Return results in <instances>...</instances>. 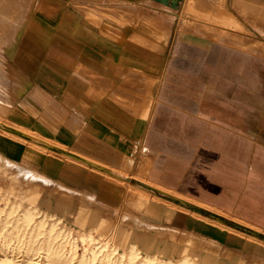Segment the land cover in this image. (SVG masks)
Returning a JSON list of instances; mask_svg holds the SVG:
<instances>
[{
	"label": "rangeland",
	"instance_id": "374dc122",
	"mask_svg": "<svg viewBox=\"0 0 264 264\" xmlns=\"http://www.w3.org/2000/svg\"><path fill=\"white\" fill-rule=\"evenodd\" d=\"M33 5L15 50L0 45V86L14 94L23 89L3 65L41 70L43 80L59 83L60 69H70L69 90L50 92L64 105L74 94L70 112L81 120L63 117L76 135L58 130L70 139L61 144L26 125L17 108L24 97L13 109L1 89L0 120L88 160L69 161L73 170L53 178L0 154V261L264 264V0H182L177 9L158 0ZM223 6L230 23L215 17ZM229 34L234 40H221ZM215 44L240 54L243 65L218 70L217 59L208 66ZM81 98L89 108L77 107ZM97 109L111 112L106 118ZM121 112L133 117V130ZM44 117L38 115L48 128ZM44 142L36 143L56 160L67 161L63 153L79 158ZM114 172L126 178L109 176ZM107 241L96 259L80 257ZM61 246L63 255L47 254ZM110 249L111 260L102 255Z\"/></svg>",
	"mask_w": 264,
	"mask_h": 264
},
{
	"label": "crops",
	"instance_id": "0c3cea01",
	"mask_svg": "<svg viewBox=\"0 0 264 264\" xmlns=\"http://www.w3.org/2000/svg\"><path fill=\"white\" fill-rule=\"evenodd\" d=\"M132 1H138V0H132ZM201 25L202 24L196 25V28H200V32H202ZM205 26L214 28L213 26H210V25H205ZM215 29L217 31L218 28H215ZM218 32L219 31H217V33ZM216 35L218 36V34ZM70 41L75 42L77 40L75 36H72L70 37ZM216 44L210 46V53L208 57L206 58V64L208 66L210 67L214 66L216 64L217 59L221 61L217 65L218 70H222V68L225 67V64L227 63L231 64L232 66H236L238 64H240L241 66L243 65L242 63L243 60L240 62L241 60L240 54L233 53L231 49H228L226 47H220V45H216ZM223 45H226V44H223ZM4 66L5 65H3V68L7 70L14 79L17 78L21 80L23 89L21 90V92L17 94L11 93L9 90L7 89L5 90L1 86H0V89L4 91L3 93L6 92L14 100V102H15V99L19 101L24 97L22 101H19V107L17 108L22 110L24 114L27 116L29 120V124H26V125H28L35 131L37 130V131L42 132L41 135L52 137L54 140L59 141L61 144H64V145L70 144V139H66L65 137L58 134L59 132L58 130L67 131V132H70L76 135L75 134L76 130H72L73 128H70L71 126L64 125L66 121L63 117H67L68 114L70 113V117L75 116L73 117L74 119L77 117L78 119L81 120V118L78 115L70 112L72 108L74 109V105L75 106L77 105L76 104L77 100L73 98L74 94L72 93L70 94L68 92L67 93L68 95L66 96V98L69 97V101H72V102L70 104L69 102H67V104L64 105V102L62 103L60 100H56L55 98L56 95L55 96L52 95L50 90H57L60 92L61 90H63L64 92L66 90H69L68 86L71 84H74L72 81L74 79L73 78L74 74H71V77H70L71 81L70 79H68L69 78L68 76H69V73H71L70 72L71 70L70 69H67V70L60 69V73L63 75L64 80L62 83H59V82H49V81L46 82V80H43L40 75L41 70L32 72L31 70L23 69V70H18L19 72H17L13 68L4 67ZM77 85H79V83L75 82L76 88H77ZM70 96H71V99H70ZM75 97L77 98L78 96L75 95ZM73 99L76 101L75 103ZM84 100L85 98L82 99L83 102L81 101L80 103L81 105L77 106V107H81L82 110H85L84 107H88V106H85L86 102ZM23 103L24 105H27V107H24L22 105ZM15 106H16V102H15V105H12L11 107H14L13 109H15L16 108ZM97 110H98L97 111L98 115L101 116L100 112L102 111L103 114H105V116L106 115L109 116L110 112L108 110H104V111L99 110V109ZM39 114L45 115L44 118L46 122L48 123V125L50 124L48 126L49 129L47 128L46 123L44 122L42 123V121L38 119ZM110 117H112V114L110 115ZM106 118H105V121L107 120ZM30 121L35 123V126L30 125ZM109 121L110 120H107V122ZM71 122L72 120L69 122V125ZM110 123H114V122L110 121ZM118 127L121 130H123L122 127L120 126ZM45 131L47 133H43ZM14 142H15L14 140H9V138H6L5 136H0V154H2L3 156H6L9 159H12V158L16 159L18 162L27 164L30 168H33L35 171L43 172L47 175L52 176L53 178H59L63 174L68 172L69 170H73L72 168L73 165L67 161L56 160L55 158L51 157V155L43 152L42 150L34 149L32 146H25L26 144L22 142H15V143ZM49 147H53L57 150H62V148L56 145H50Z\"/></svg>",
	"mask_w": 264,
	"mask_h": 264
},
{
	"label": "bare ground",
	"instance_id": "6f19581e",
	"mask_svg": "<svg viewBox=\"0 0 264 264\" xmlns=\"http://www.w3.org/2000/svg\"><path fill=\"white\" fill-rule=\"evenodd\" d=\"M34 1L35 0H0V45L2 47H4V49L9 52V53H12L16 46L19 44V41L21 39V35H22V32L26 29L27 25H28V22H29V16L32 12V9L34 7ZM25 11V13H24ZM29 12V15L27 16L26 12ZM172 16L176 17V14L175 12L173 11H169ZM217 13L219 15H216L215 17H217L218 21L219 20H222L223 22H227V23H230L233 21V16L232 14L223 6V8L221 9H217ZM166 25L167 22H166ZM166 28V26H165ZM168 29L169 31L171 30V24L168 25ZM31 33L32 31L29 33L28 35V38L26 39L25 43L27 44L28 42H31ZM221 40L222 41H228V40H234V37L232 34H229V35H222L221 36ZM25 44V45H26ZM25 45H24V48H25ZM146 54V53H145ZM147 58V57H146ZM132 59L129 60V62L131 61ZM139 62V61H138ZM142 63V62H141ZM140 66V65H139ZM143 68V67H142ZM134 76V75H133ZM7 81V80H6ZM8 85H12V86H9V87H14L13 86V80H11L9 82ZM11 104V102H9ZM111 112V111H110ZM121 114L124 116V123H125V128L127 130H133L135 128V125H134V119L133 117H131V115H127L126 113L124 112H121ZM8 126V127H11L23 134H26V135H29L32 139H28V138H23L22 134L18 133L19 135L15 134V133H12L8 130H6V127L4 126ZM9 129V128H7ZM15 132V131H14ZM0 133L1 134H4L6 136H9L13 139H16V140H20V141H23V142H27L28 144H30L31 146H34L38 149H41L43 151H46L49 152L50 150L46 147V146H42V145H39L38 143L36 142H40V140L42 141H45L44 143L48 144V145H54L50 142H48L47 140L45 139H42L41 137H36L35 134L33 133V131L31 130H28V129H22V128H15V127H12L11 125H8L6 123H4L2 120H0ZM22 135V136H20ZM35 139V140H34ZM39 140V141H38ZM57 146V145H56ZM72 154H75L78 157H74V156H70L68 154H64L63 155L67 158L66 160L69 162V161H76V162H79L81 164H86L85 162V157L81 156V155H78L74 152H71L69 150H67L66 148L64 147H61V146H58ZM51 152V151H50ZM88 160V159H87ZM115 174H109V176L115 178L117 180H124L126 177L123 176L122 174H120V172H114ZM142 177V176H140ZM144 182V181H143ZM148 183V182H147ZM150 184V183H148ZM154 184V183H153ZM156 185V184H155ZM145 188V187H144ZM137 189V188H136ZM138 191V190H136ZM140 191V190H139ZM138 191V192H139ZM168 191V190H166ZM170 191V190H169ZM165 192V191H164ZM145 193V192H144ZM177 193V192H176ZM174 193V194H176ZM152 194V193H151ZM179 194V193H177ZM176 194V195H177ZM146 195V194H145ZM152 196V195H151ZM150 196V197H151ZM182 196V195H181ZM148 197V196H147ZM149 197V198H150ZM180 197V196H179ZM187 197V196H186ZM185 197V198H186ZM190 198V197H188ZM155 199V198H154ZM192 199V198H190ZM164 200V199H163ZM196 201V200H194ZM68 205H70V203L68 201L64 202ZM167 203V202H166ZM200 203V202H199ZM169 204V203H168ZM201 204V203H200ZM156 205V204H155ZM175 208V207H174ZM187 210V209H186ZM188 212L190 213V211L188 210ZM193 213V212H192ZM206 217V216H205ZM199 218V216H198ZM26 219V218H25ZM209 220V219H208ZM210 221V220H209ZM232 228V227H231ZM109 239H112V236L108 237ZM106 245L109 246V241H107L106 243H104L103 245H101L99 248H95L93 250H91V252L87 254H84V255H81L80 257H85L86 255L88 254H91L92 256H90L91 258L93 259H96L99 254L98 252H101L103 248H107ZM59 249V250H58ZM109 249V248H108ZM50 251V252H49ZM52 252V253H51ZM113 252V250H108L106 252H104L102 255H104V258H109L110 260L113 259V257L110 256V254ZM49 256H52V255H56L58 254L59 256L60 255H63L64 254V250L61 247H57V251L56 250H50L48 249V253H47ZM132 255H135V258L137 256H139L135 251H133L131 253ZM149 261H152V258L151 257H145L144 259H142V262H149ZM1 263L0 264H12L10 260H3V261H0ZM142 264V263H140Z\"/></svg>",
	"mask_w": 264,
	"mask_h": 264
},
{
	"label": "water",
	"instance_id": "95a60500",
	"mask_svg": "<svg viewBox=\"0 0 264 264\" xmlns=\"http://www.w3.org/2000/svg\"><path fill=\"white\" fill-rule=\"evenodd\" d=\"M159 2H163V3H165V4H167V5H169V6H171L172 8H174V9H177V8H179V6H180V3L182 2V0H158ZM10 130H14L15 132H17V133H20V134H22L23 136H28V135H26V134H23V133H21V132H19V131H17V130H15V129H10ZM30 137V136H29ZM45 144V143H44ZM47 146H50V145H48V144H46ZM51 148V147H50Z\"/></svg>",
	"mask_w": 264,
	"mask_h": 264
},
{
	"label": "trees",
	"instance_id": "16d2710c",
	"mask_svg": "<svg viewBox=\"0 0 264 264\" xmlns=\"http://www.w3.org/2000/svg\"><path fill=\"white\" fill-rule=\"evenodd\" d=\"M196 209V208H195ZM196 210H199V211H201L202 213H205V214H210L209 212H207V211H205V210H203V209H196Z\"/></svg>",
	"mask_w": 264,
	"mask_h": 264
}]
</instances>
